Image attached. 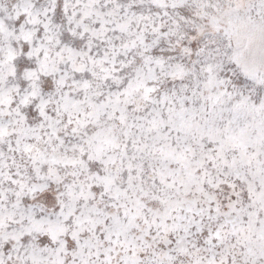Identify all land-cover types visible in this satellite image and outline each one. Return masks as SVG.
<instances>
[{"label": "snow or ice", "instance_id": "obj_1", "mask_svg": "<svg viewBox=\"0 0 264 264\" xmlns=\"http://www.w3.org/2000/svg\"><path fill=\"white\" fill-rule=\"evenodd\" d=\"M0 264H264V0H0Z\"/></svg>", "mask_w": 264, "mask_h": 264}]
</instances>
